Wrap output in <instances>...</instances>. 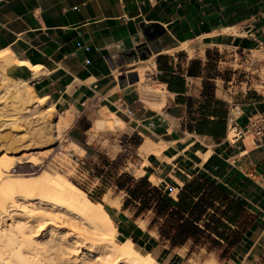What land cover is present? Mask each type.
<instances>
[{
    "label": "crops",
    "instance_id": "0c3cea01",
    "mask_svg": "<svg viewBox=\"0 0 264 264\" xmlns=\"http://www.w3.org/2000/svg\"><path fill=\"white\" fill-rule=\"evenodd\" d=\"M151 25L164 35L149 41L144 29ZM6 52L16 62L41 67L32 84L37 98L48 99L59 112L76 113L70 140H86L94 126L87 129L88 113L98 119L106 109L119 126L126 125L129 145L117 156L128 154V162L143 172L138 179L175 200L187 184L202 179L219 189L207 215L220 207L227 225L245 229L223 264H260L264 138L246 135L230 144L226 135L232 104L244 112L243 126L264 111L258 78L264 65V0H0V56ZM9 73L33 77L27 67ZM130 73L139 81L121 87L119 78ZM147 83L160 86L162 94ZM147 140L164 143V151L141 153ZM134 168L127 169L135 177ZM125 212L114 208L112 215L122 222ZM143 237L138 242L164 264L183 258L165 245L157 248V236Z\"/></svg>",
    "mask_w": 264,
    "mask_h": 264
},
{
    "label": "bare ground",
    "instance_id": "6f19581e",
    "mask_svg": "<svg viewBox=\"0 0 264 264\" xmlns=\"http://www.w3.org/2000/svg\"><path fill=\"white\" fill-rule=\"evenodd\" d=\"M15 66L27 67L33 77L12 78L9 71ZM139 73L142 76L143 70ZM40 74V66L0 56V101L6 103L11 99L16 103L13 109L1 105L0 115L9 111L13 115L34 114L41 120L34 126L40 136L66 131L74 123V116L66 112L69 110L59 112L48 99L39 100L30 93L27 98L22 97L24 92L20 90L30 87ZM46 103L48 109L36 112L37 107ZM109 116L114 117L103 109L98 118ZM13 123V120H8V124L4 121V126ZM162 147L164 143L158 145L147 140L140 152L158 153ZM14 159L17 160L7 155L0 157V264H160L130 239L120 241L104 206L93 202L64 175L45 169L40 174L37 172L35 178L20 176L12 167L22 161Z\"/></svg>",
    "mask_w": 264,
    "mask_h": 264
},
{
    "label": "rangeland",
    "instance_id": "374dc122",
    "mask_svg": "<svg viewBox=\"0 0 264 264\" xmlns=\"http://www.w3.org/2000/svg\"><path fill=\"white\" fill-rule=\"evenodd\" d=\"M3 54L12 60H17L9 52ZM142 81L147 82L144 76ZM141 85L143 86L144 83ZM146 85V88L151 87L148 83ZM20 91L24 92L22 97L27 98L28 93L36 97L32 84ZM13 98L15 99V97ZM7 101L6 103L0 101V108H3L2 106L5 104L8 109H13V104L16 103L11 99ZM44 105L37 107L36 112L49 108V104ZM69 111L66 112L72 114L75 119L76 113H72V110ZM13 113V111H9L4 116L0 115V157L7 155L12 158L16 157L17 160L14 159L15 161L20 159L23 162L13 165L12 170L16 174L20 176L25 174L35 178L45 169L53 170V172L64 175L81 188L91 200L92 198L97 199L108 214L109 212L112 213L114 208H124L127 193L120 190L117 186V180L120 176L127 175L137 181L140 174L128 162L127 159L130 157L127 156V153H121L117 156L122 147L129 145L123 133L126 130L125 124L119 126L115 116L112 118L109 116L105 118L106 120H102L101 118L97 119L93 112H89L87 116H89L90 121L87 129L94 125L93 130L88 132L86 140L77 144L69 139L67 135L69 129L59 131L57 134L53 133V135V131H51L50 135L40 136L36 133L34 127L41 122L40 119L35 118L32 113L23 115L22 113L13 115ZM0 114L3 113L0 112ZM8 120H13L14 123L6 127L4 121L8 124ZM42 123L48 122L43 121ZM51 125L49 124V128H51ZM32 162H36V164ZM127 168H130L131 171L134 168L135 177L131 175L132 173ZM212 211L206 217L204 216L199 223L202 232L197 233L185 244L178 246H173L171 241L161 236L160 229L164 221L159 219L156 223H153V212H145L137 218L135 217V207L130 206L126 209V215L125 218L123 217L122 222H119V219L114 218L112 214L109 215L116 226V236L120 241L131 238L140 251L153 256L160 264H164L163 260L138 242L141 234L144 235L143 238L146 240L150 236H157L159 238L156 243L157 248H163L162 246L165 245L172 251L180 252L183 258L178 264H207L208 261H213L210 264H223L232 259L238 242L243 238L245 229H233L227 225L222 220L223 211L220 207L213 208ZM260 264H264V259L261 260Z\"/></svg>",
    "mask_w": 264,
    "mask_h": 264
},
{
    "label": "trees",
    "instance_id": "16d2710c",
    "mask_svg": "<svg viewBox=\"0 0 264 264\" xmlns=\"http://www.w3.org/2000/svg\"><path fill=\"white\" fill-rule=\"evenodd\" d=\"M207 183L202 179L187 184L178 200H175L145 178L135 181L132 177L124 175L117 180L120 190L127 193L125 209L135 207L137 218L145 212H153V223L163 219L161 236L171 241L173 246L183 245L197 233L202 232L199 223L221 194L219 189ZM92 201L99 203L94 198Z\"/></svg>",
    "mask_w": 264,
    "mask_h": 264
},
{
    "label": "built area",
    "instance_id": "2783aa9c",
    "mask_svg": "<svg viewBox=\"0 0 264 264\" xmlns=\"http://www.w3.org/2000/svg\"><path fill=\"white\" fill-rule=\"evenodd\" d=\"M260 74L258 76L262 84H264V65L260 69ZM149 89L159 92L162 94V88L158 85H153ZM156 95L154 98H156ZM244 112L240 106L232 104L228 109L227 114V135L226 140L230 144H236L243 140L246 135H252L254 139L260 140L264 138V111L257 112L249 117L247 123L243 126L240 122ZM264 188V181H263Z\"/></svg>",
    "mask_w": 264,
    "mask_h": 264
},
{
    "label": "water",
    "instance_id": "95a60500",
    "mask_svg": "<svg viewBox=\"0 0 264 264\" xmlns=\"http://www.w3.org/2000/svg\"><path fill=\"white\" fill-rule=\"evenodd\" d=\"M145 35L149 41L158 39L164 35V31L157 25H151L144 29ZM139 81V76L137 73H130L122 75L119 78L121 87H125L127 83L134 84Z\"/></svg>",
    "mask_w": 264,
    "mask_h": 264
}]
</instances>
